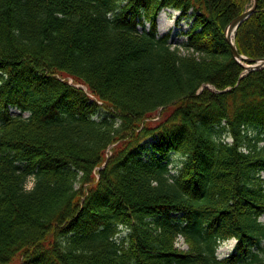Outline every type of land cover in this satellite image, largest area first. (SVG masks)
Masks as SVG:
<instances>
[{
  "label": "trees",
  "instance_id": "16d2710c",
  "mask_svg": "<svg viewBox=\"0 0 264 264\" xmlns=\"http://www.w3.org/2000/svg\"><path fill=\"white\" fill-rule=\"evenodd\" d=\"M248 3L0 0V264H264V69L224 36ZM234 46L264 57V0Z\"/></svg>",
  "mask_w": 264,
  "mask_h": 264
},
{
  "label": "rangeland",
  "instance_id": "374dc122",
  "mask_svg": "<svg viewBox=\"0 0 264 264\" xmlns=\"http://www.w3.org/2000/svg\"><path fill=\"white\" fill-rule=\"evenodd\" d=\"M118 1L123 2L124 0H118ZM252 6H253V0H249V3L245 5V9H244V11L242 13H240V15L243 14L244 12H246L247 10L251 9ZM179 14L180 13L178 11H174L172 9H162L159 12L158 16H157V34H158V36H162V35L170 32V39L169 40L171 41L172 45H174V44L177 45V44H180V43L186 41V38L183 37L181 34L184 31H187V29L189 28L190 20L189 19L187 20L185 18L180 17ZM147 28H148V26L146 27V29ZM225 30H224V36H225ZM235 32H234V35H233V43H234ZM252 44H254V43H252ZM181 52L184 53L185 51H181ZM241 64L245 65V63H243V62ZM238 65L242 68V71H241V73H240V75L238 77V80H239V79L243 78L244 76H246L249 72L246 73L244 68L239 63H238ZM261 70H263V69H261ZM250 72H252V71H250ZM68 81H69V83H71L70 79ZM77 87H80L84 91H86V88L83 87V86L77 85ZM204 89L215 91L217 93L226 92V91L229 90V88H226L223 91H220V90L215 89L211 85H205V86L201 87L196 94L201 93ZM105 112H106L105 110H100V112L97 115V118L103 117ZM160 113H161V111L158 110L155 114H152L150 116V118L145 119V122L154 123L159 118V116H160L159 114ZM24 117H27V115L25 114ZM226 141L227 142H231L230 139H227ZM259 145H261V144H259ZM178 161L179 160H178L177 157H175L174 155H171L170 163H169V167L168 168L171 170L172 173L175 171L174 169H177V168L180 167V165H178ZM260 175H261V178L264 180V173H262ZM31 183H32V181L30 180L28 182L27 186L31 187ZM260 221L264 222V215L260 218ZM234 245H235V241L234 240H228V241L223 242L217 249V252H216L217 257L219 259H222V258L230 255L233 252V250H234ZM174 248H176L178 251H181V252H186L187 251V245L185 244V242H184V240L182 238H178L176 240V242L174 244Z\"/></svg>",
  "mask_w": 264,
  "mask_h": 264
},
{
  "label": "water",
  "instance_id": "95a60500",
  "mask_svg": "<svg viewBox=\"0 0 264 264\" xmlns=\"http://www.w3.org/2000/svg\"><path fill=\"white\" fill-rule=\"evenodd\" d=\"M257 4V0H253V6L251 9L247 10L243 14L239 15L235 19H233L227 26L225 30V40L230 46V51L233 56V58L244 68L245 72L250 71H258L261 69H264V58L261 59H250L246 58L242 55H239L236 51V48L233 43V35L238 26L246 20L254 11ZM245 63L247 66L242 65L241 63Z\"/></svg>",
  "mask_w": 264,
  "mask_h": 264
},
{
  "label": "bare ground",
  "instance_id": "6f19581e",
  "mask_svg": "<svg viewBox=\"0 0 264 264\" xmlns=\"http://www.w3.org/2000/svg\"><path fill=\"white\" fill-rule=\"evenodd\" d=\"M233 41V40H232ZM244 66H247L246 64Z\"/></svg>",
  "mask_w": 264,
  "mask_h": 264
}]
</instances>
